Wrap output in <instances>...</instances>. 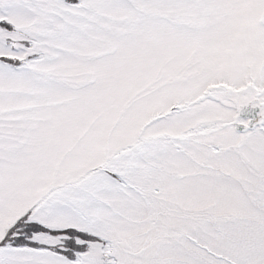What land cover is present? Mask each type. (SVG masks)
Masks as SVG:
<instances>
[{
  "label": "snow or ice",
  "instance_id": "obj_1",
  "mask_svg": "<svg viewBox=\"0 0 264 264\" xmlns=\"http://www.w3.org/2000/svg\"><path fill=\"white\" fill-rule=\"evenodd\" d=\"M0 264H264V0H0Z\"/></svg>",
  "mask_w": 264,
  "mask_h": 264
}]
</instances>
